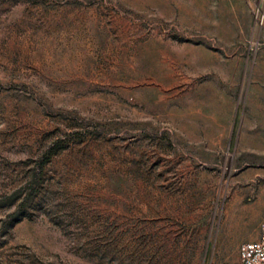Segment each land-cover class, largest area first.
<instances>
[{
  "label": "rangeland",
  "instance_id": "rangeland-1",
  "mask_svg": "<svg viewBox=\"0 0 264 264\" xmlns=\"http://www.w3.org/2000/svg\"><path fill=\"white\" fill-rule=\"evenodd\" d=\"M263 223L264 0H0V264H225Z\"/></svg>",
  "mask_w": 264,
  "mask_h": 264
},
{
  "label": "built area",
  "instance_id": "built-area-1",
  "mask_svg": "<svg viewBox=\"0 0 264 264\" xmlns=\"http://www.w3.org/2000/svg\"><path fill=\"white\" fill-rule=\"evenodd\" d=\"M225 264H264V223L258 238L240 245L238 258Z\"/></svg>",
  "mask_w": 264,
  "mask_h": 264
},
{
  "label": "trees",
  "instance_id": "trees-1",
  "mask_svg": "<svg viewBox=\"0 0 264 264\" xmlns=\"http://www.w3.org/2000/svg\"><path fill=\"white\" fill-rule=\"evenodd\" d=\"M20 194H21V190H20V189L15 190V191L9 196L10 201H13V200L17 199V198L19 197Z\"/></svg>",
  "mask_w": 264,
  "mask_h": 264
}]
</instances>
